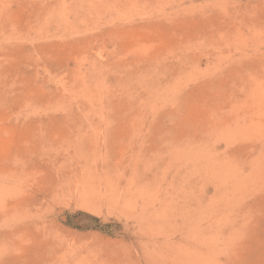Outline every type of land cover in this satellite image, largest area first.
Returning <instances> with one entry per match:
<instances>
[{"label":"rangeland","instance_id":"1","mask_svg":"<svg viewBox=\"0 0 264 264\" xmlns=\"http://www.w3.org/2000/svg\"><path fill=\"white\" fill-rule=\"evenodd\" d=\"M0 264H264V0H0Z\"/></svg>","mask_w":264,"mask_h":264},{"label":"bare ground","instance_id":"2","mask_svg":"<svg viewBox=\"0 0 264 264\" xmlns=\"http://www.w3.org/2000/svg\"><path fill=\"white\" fill-rule=\"evenodd\" d=\"M84 183V182H83Z\"/></svg>","mask_w":264,"mask_h":264}]
</instances>
